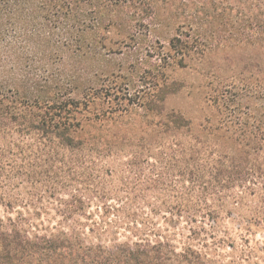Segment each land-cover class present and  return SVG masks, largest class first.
Returning <instances> with one entry per match:
<instances>
[{
    "label": "trees",
    "instance_id": "16d2710c",
    "mask_svg": "<svg viewBox=\"0 0 264 264\" xmlns=\"http://www.w3.org/2000/svg\"><path fill=\"white\" fill-rule=\"evenodd\" d=\"M189 1L207 11L219 32L235 33L243 28L238 5L252 0H207L212 11L204 0ZM216 1H225L223 14ZM159 7V0H0V32L9 20L33 43L75 44L84 54L94 44L92 33L121 26L117 33L130 32L139 47L144 32L165 23ZM194 25L191 33L200 29ZM257 26L264 47V19ZM184 29L175 26L161 51L164 68L186 67L199 53L197 38ZM102 38L98 45L112 50ZM258 64L262 84L245 81L239 93L216 82L199 123L168 108V96L179 90L174 80L132 88L82 75L79 94L66 89L41 96L0 78V206L9 212L25 207L16 218L0 216V264H236L193 244L178 250L171 234L152 227L158 213L169 212L171 222L201 218L212 226L235 213L254 231L260 228L264 58ZM46 199L55 202L57 226L41 220ZM84 219L92 220L90 233ZM124 224L135 235L120 240Z\"/></svg>",
    "mask_w": 264,
    "mask_h": 264
},
{
    "label": "rangeland",
    "instance_id": "374dc122",
    "mask_svg": "<svg viewBox=\"0 0 264 264\" xmlns=\"http://www.w3.org/2000/svg\"><path fill=\"white\" fill-rule=\"evenodd\" d=\"M194 1L201 4V0ZM204 1L207 3L205 7L212 11L214 3ZM223 2H215L219 7L217 14L224 13ZM159 5L158 15L165 23L153 34L146 35L147 32H144V35L140 36L141 46L135 45L130 32L122 31L118 34L117 31L122 30L119 26L111 33H92L89 42L94 41V44L85 46L84 54L78 52L75 44L66 45L61 49L54 45V41L33 43L20 29L14 28L9 20L5 21L3 31L0 32V78L6 84L19 85L21 89L41 96L66 89L67 92L79 94L78 88L84 84L83 80L79 79L82 75L93 80L109 78L122 87L127 82L132 88L139 85L150 87L157 79L161 82L174 80L179 83V90L168 96L166 104L168 108L184 113L195 123L201 122L208 113L207 92L211 87L213 89L216 82L223 80L238 90L243 88L245 81L262 84L263 64L259 65L258 62L264 58V47H260L257 24L264 19V0H252L248 4L238 5V8L243 10L239 19L243 28L235 33L219 32L217 27H212L207 11L199 8V5L192 7L189 0H159ZM190 22L200 29L191 33ZM181 23L185 26L186 34H194L193 37L197 38L195 44L199 53L188 60L186 67L172 65L164 68L163 60H160L161 51L169 47L167 40L176 33L175 26ZM246 36H254V42L245 41ZM102 37L107 38L112 50L98 45V42L103 41ZM123 41L126 43H121ZM152 44L153 47L149 48ZM243 91L244 89H241L239 93ZM251 97L256 102L255 98ZM45 201L48 211L43 212L41 220L46 225L57 226L58 218H54L55 202L50 204V200ZM96 207L94 203L90 211H97ZM23 208V205H18L13 212H9L0 206V216L16 218ZM101 212L102 209L96 214L97 219L100 218ZM171 217L169 212L158 213L152 228L160 227L162 234H171L178 250H182L187 244H193L196 248L221 257L224 261L232 260L236 264H264V219L259 225L260 228L254 231L248 226V218L235 213L232 216L224 215L222 224H214L215 227L209 223L204 224V220L200 222L199 217L198 222L192 223L187 222L184 217L181 220L175 217V221L171 222ZM84 221L87 224L86 231L90 233L92 220ZM191 228L197 229V232L191 231ZM132 234L135 235L125 224L117 230L120 240H126L127 236ZM150 237L155 236L152 234ZM134 238L141 239L138 236Z\"/></svg>",
    "mask_w": 264,
    "mask_h": 264
}]
</instances>
